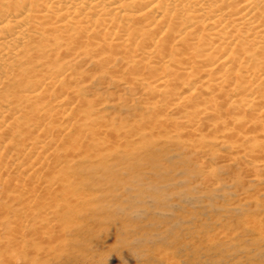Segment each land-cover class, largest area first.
<instances>
[{
    "label": "bare ground",
    "instance_id": "6f19581e",
    "mask_svg": "<svg viewBox=\"0 0 264 264\" xmlns=\"http://www.w3.org/2000/svg\"><path fill=\"white\" fill-rule=\"evenodd\" d=\"M78 58L105 65L122 60L134 73L149 61L160 70L154 88L164 97L175 96L177 78L190 77L191 95L208 91L222 107L219 115L229 109L240 116L243 106H254L264 116V92L258 93L264 88V0H0V217L15 202L25 208L18 223L5 228L6 244L19 247L9 264H20L26 245L56 231L50 216L67 220L78 212V172L91 169V155L124 138L106 137L110 129L80 98L68 62ZM175 63L180 71L172 69ZM194 102L190 108L185 102L193 127L215 108L211 103L199 111ZM33 215L48 227L26 231Z\"/></svg>",
    "mask_w": 264,
    "mask_h": 264
},
{
    "label": "rangeland",
    "instance_id": "374dc122",
    "mask_svg": "<svg viewBox=\"0 0 264 264\" xmlns=\"http://www.w3.org/2000/svg\"><path fill=\"white\" fill-rule=\"evenodd\" d=\"M68 62L80 98L110 129L106 137L124 138L90 156L94 165L78 172V212L67 220L50 216L56 231L44 234L41 244L26 245L18 262L264 264V116L258 107L243 106L240 116L223 107L225 116L219 115L218 99L204 90L191 95L195 81L183 76L176 79L175 96L166 94L168 101L154 88L161 75L149 61L138 73L122 60ZM195 62L196 69L201 61ZM260 87L255 92L262 94ZM185 102L199 111L212 103L214 112L193 127ZM101 155L104 163L95 164ZM24 209L15 202L0 217V264L16 258L19 247L6 244L5 228L17 224ZM24 224L26 231L48 227L35 215Z\"/></svg>",
    "mask_w": 264,
    "mask_h": 264
}]
</instances>
